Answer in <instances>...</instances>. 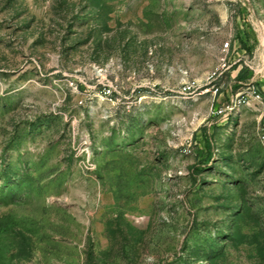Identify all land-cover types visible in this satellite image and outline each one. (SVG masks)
Listing matches in <instances>:
<instances>
[{
  "label": "rangeland",
  "instance_id": "obj_1",
  "mask_svg": "<svg viewBox=\"0 0 264 264\" xmlns=\"http://www.w3.org/2000/svg\"><path fill=\"white\" fill-rule=\"evenodd\" d=\"M261 127L264 0H0V264H264Z\"/></svg>",
  "mask_w": 264,
  "mask_h": 264
},
{
  "label": "built area",
  "instance_id": "obj_2",
  "mask_svg": "<svg viewBox=\"0 0 264 264\" xmlns=\"http://www.w3.org/2000/svg\"><path fill=\"white\" fill-rule=\"evenodd\" d=\"M229 47V42H225L223 44V48L224 50L227 51V48ZM228 52V51H227ZM226 52V53H227ZM236 62V61H234ZM229 66H226L225 62L221 64V69H225L228 68ZM192 85H185L182 89L183 91H188L192 88ZM248 91L246 93L243 92H237L236 94H234V96H232L229 99V103L228 105H226L225 107H214L213 105L210 107V113L212 115H222L224 117H226V119H228L229 116H233L235 113H237V111L240 110V108L244 107V106H250L252 104L255 103H261L263 100V95L262 93L258 90L257 87H255L254 85L250 86L247 88ZM219 91V87H215L213 90V93H217ZM259 137L260 140L263 142L264 144V127L260 128L259 131Z\"/></svg>",
  "mask_w": 264,
  "mask_h": 264
},
{
  "label": "crops",
  "instance_id": "obj_3",
  "mask_svg": "<svg viewBox=\"0 0 264 264\" xmlns=\"http://www.w3.org/2000/svg\"><path fill=\"white\" fill-rule=\"evenodd\" d=\"M239 68V67H238ZM234 72H236V74L239 72V69H236Z\"/></svg>",
  "mask_w": 264,
  "mask_h": 264
}]
</instances>
